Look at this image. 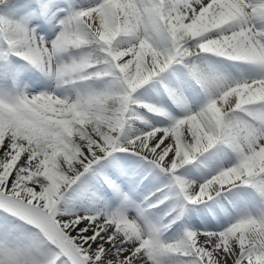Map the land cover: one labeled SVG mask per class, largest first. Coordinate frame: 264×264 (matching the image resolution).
<instances>
[{
    "label": "snow or ice",
    "instance_id": "6c2138e0",
    "mask_svg": "<svg viewBox=\"0 0 264 264\" xmlns=\"http://www.w3.org/2000/svg\"><path fill=\"white\" fill-rule=\"evenodd\" d=\"M0 264H264V0H0Z\"/></svg>",
    "mask_w": 264,
    "mask_h": 264
}]
</instances>
